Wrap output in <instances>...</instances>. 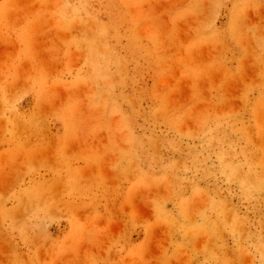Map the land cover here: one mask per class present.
Instances as JSON below:
<instances>
[{
  "label": "rangeland",
  "instance_id": "374dc122",
  "mask_svg": "<svg viewBox=\"0 0 264 264\" xmlns=\"http://www.w3.org/2000/svg\"><path fill=\"white\" fill-rule=\"evenodd\" d=\"M0 264H264V0H0Z\"/></svg>",
  "mask_w": 264,
  "mask_h": 264
}]
</instances>
